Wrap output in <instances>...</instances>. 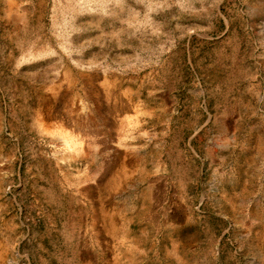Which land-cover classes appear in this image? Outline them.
<instances>
[{
  "label": "rangeland",
  "instance_id": "obj_1",
  "mask_svg": "<svg viewBox=\"0 0 264 264\" xmlns=\"http://www.w3.org/2000/svg\"><path fill=\"white\" fill-rule=\"evenodd\" d=\"M0 264H264V0H0Z\"/></svg>",
  "mask_w": 264,
  "mask_h": 264
}]
</instances>
